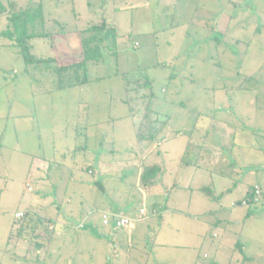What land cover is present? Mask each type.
Listing matches in <instances>:
<instances>
[{
	"label": "rangeland",
	"instance_id": "obj_1",
	"mask_svg": "<svg viewBox=\"0 0 264 264\" xmlns=\"http://www.w3.org/2000/svg\"><path fill=\"white\" fill-rule=\"evenodd\" d=\"M1 1L7 6L8 0ZM14 1L19 8L42 5L43 21L35 31L54 38L31 41L37 58L55 56L63 63L79 47L78 35L104 19L119 36L116 55L89 62V82L58 89L56 64H27L1 35L8 12L0 14V264L144 262L142 251L153 240L157 218L148 216L133 230L130 249L103 224L113 203L135 216L142 207L151 213L153 202L168 208L164 228L176 234L177 210L216 203L200 186H238L221 197L222 204L243 200L249 185L264 177V0ZM206 24L224 33L216 35L220 45L203 44ZM191 75L198 82L194 87ZM148 107L160 131L155 140L141 141L137 132ZM228 116L234 125L218 154L221 162L208 164V170L185 166L183 159L195 158L196 144L214 142L212 131L205 139L194 134L197 120L212 128ZM151 165L163 172L145 188L139 173ZM233 166L239 168L233 180L214 173L225 167L229 174ZM237 210L258 213L246 222L245 235L264 228V203L240 204ZM19 211L56 220L52 239L44 226L52 231L54 223L47 222L36 230L29 222L18 235L24 222L15 217ZM226 228L211 224L207 247L227 237L229 242ZM123 231L129 233L117 230ZM252 243L263 249L264 237Z\"/></svg>",
	"mask_w": 264,
	"mask_h": 264
},
{
	"label": "crops",
	"instance_id": "obj_2",
	"mask_svg": "<svg viewBox=\"0 0 264 264\" xmlns=\"http://www.w3.org/2000/svg\"><path fill=\"white\" fill-rule=\"evenodd\" d=\"M181 17V16H180ZM182 18V17H181ZM190 23V22H189ZM198 26V25H197ZM200 27H204L203 25H199ZM206 30H208V35L206 36V39L203 42V44H211L217 42H221L220 38L216 35H222L223 32L218 30H214V28H211L206 24ZM209 34H212L210 37ZM240 37V36H239ZM234 38L237 39L239 42L242 38ZM197 45H200L198 42H195ZM201 43V42H200ZM223 43V41H222ZM245 43V42H244ZM220 45V44H218ZM198 59V58H197ZM200 60L206 61L205 58H201ZM191 85L194 87L195 84L198 82L195 80L193 75L190 76ZM200 84V83H199ZM202 85V84H201ZM202 88H207L202 87ZM193 90V89H192ZM198 90V89H197ZM183 103V102H182ZM231 107L228 106V112ZM231 115V114H229ZM231 117L228 116L227 120H222L221 126H218V123L213 125L212 128L210 126H204L200 123L199 120H197L196 126L194 128V134L200 135L199 138L205 139L209 133L214 135L213 141L211 143H207L206 140L203 144L200 146V144H196L195 148V158L193 160H185L184 164L187 167L196 166L203 169H207L206 166L208 164H217L221 161L219 160V155L221 150L225 148L226 145H228V141H230V138L228 140V134L230 132L227 131V129L230 131V127L234 125ZM167 119V118H166ZM168 119L164 121L166 124ZM204 122V121H203ZM211 123H215L211 121ZM206 123V124H211ZM201 125V126H200ZM198 126V127H197ZM228 126V127H226ZM226 133V134H225ZM216 136V137H215ZM220 139V140H218ZM235 139V138H234ZM206 142V143H205ZM227 143V144H226ZM217 147H221L220 149ZM190 148V143L187 145L188 151ZM191 149V148H190ZM222 150V151H223ZM187 150L184 153L187 154ZM214 156H213V155ZM218 155V156H217ZM207 156H210V158ZM237 166H233L229 174H227V171L225 170V167H220L219 170L214 171V173L219 178L222 179H229L233 180L234 178L238 177V170L239 168H236ZM242 167H240L241 170ZM250 173L256 174V171L253 166L249 167ZM163 172V168H162ZM161 172V173H162ZM140 174L139 173V185H140ZM237 174V175H236ZM160 176V174H159ZM158 176V177H159ZM157 177V178H158ZM156 178V179H157ZM155 179V180H156ZM156 181H154L155 183ZM235 183V182H234ZM255 185H259L262 189V195L260 198V202L258 203H264V177L260 176V180H257L255 184L249 185L246 195L249 193L251 188ZM202 187H208V186H200L199 189L203 191ZM141 188V187H140ZM175 188V185H174ZM173 188V189H174ZM238 186H229V184H223L217 191L215 186L213 187V195L209 196L213 202L216 203H209L206 204L201 203L202 208L197 207L195 210H185L179 209L177 210L176 214L180 217H177L181 219V221H176L178 226L175 223V229L176 234L172 233L171 229H165L164 224L167 221V214L169 212V209L161 208L157 205V203H152L151 213L148 212L146 209V216L140 220H137L132 226L130 227H124V228H113V239H116L117 241H122L124 243H127L130 249L134 248V232L133 230H138V227L142 225L145 221H148V216H152L153 218H157L158 220V227L154 230L153 240L150 242L144 251V254H146V260H143L144 262H141L140 259L133 258V260L137 261V264H149L150 261L155 264H264V247L262 249L261 246H256L252 242H260V238L262 239V236L264 237V228H256L254 231L250 234L245 235V224L247 221L255 220L257 218L258 213L251 212L250 215H248V212L240 211L238 209L239 204V198L238 200L236 198H233L229 202L220 203L222 196H227L229 193H232L236 189H238ZM239 190V189H238ZM141 192L143 194L144 201L147 200V193L141 189ZM244 196V198L246 197ZM227 198V197H226ZM113 212L119 213L121 215L129 216L131 218L138 219L140 216V211L137 216L130 214L129 209L123 208V206H116V203H113ZM143 208V207H142ZM92 218V217H91ZM214 221V222H213ZM264 222V221H263ZM214 223H220L226 225V236L230 237V243L228 241V237L222 239L219 245H212L207 247L206 240L208 235V229L211 224ZM263 225V223H262ZM235 226H238L235 227ZM128 229L126 233L123 231L122 233L117 232V230L120 229ZM257 232V233H256ZM259 232V234H258ZM148 236V234H145ZM213 237H217L214 234H212ZM147 240V239H145ZM142 246V245H141ZM130 253V251H129Z\"/></svg>",
	"mask_w": 264,
	"mask_h": 264
},
{
	"label": "trees",
	"instance_id": "obj_3",
	"mask_svg": "<svg viewBox=\"0 0 264 264\" xmlns=\"http://www.w3.org/2000/svg\"><path fill=\"white\" fill-rule=\"evenodd\" d=\"M4 12H8V27L1 33V35L12 40L13 46L18 49L19 53L22 55L27 64H56L54 72L58 77V89L73 88L89 82V62H99L105 59L107 55H116L118 53V29L114 23L104 19L100 23L92 25L87 30L81 32L78 35L79 47L73 53H71L73 57L71 56L65 58L63 63H60V61H58L59 59L55 56L48 58H37L32 53L33 45L31 41L37 37L51 39L54 38L53 34L51 33H36L35 31L37 25L43 21L42 5L40 4L34 8H19L17 2L14 0H8L7 6L0 0V14ZM51 45L54 47V42H52ZM146 85H151L149 80H146ZM151 114L152 110L148 107L141 122V126L137 132L138 140L153 141L157 138L160 128L154 125V122L151 119ZM161 172L162 167L160 165L144 167L140 174L141 184H143L145 188L152 186L155 179L159 176V174H161ZM255 186L251 188L243 200L239 201V204L252 205L260 202H254L253 200ZM201 189L207 195H213L212 189L210 187H202ZM250 214L251 211L249 210L248 215ZM22 219L24 222H22V225L18 226L17 228L18 235L22 234L23 229L29 222L32 223V230H36V226L39 224L43 226L44 222H47L54 223L52 231L48 230L47 225L44 226L45 233L49 234V238L52 239V233L58 226L56 220L47 219L44 221L41 219V217L30 211H26ZM29 225L31 226V224ZM109 226L116 228L113 221H111ZM37 246L39 248L42 247L40 244H37Z\"/></svg>",
	"mask_w": 264,
	"mask_h": 264
},
{
	"label": "built area",
	"instance_id": "obj_4",
	"mask_svg": "<svg viewBox=\"0 0 264 264\" xmlns=\"http://www.w3.org/2000/svg\"><path fill=\"white\" fill-rule=\"evenodd\" d=\"M28 190L31 191L33 188L30 184H27ZM262 195V189L260 186L256 185L255 190H254V197L253 200L254 202H257L260 200ZM246 203V202H244ZM24 211H19L15 213L16 219H21L24 216ZM140 217L138 219L131 218L129 216L121 215L118 213H108L104 212L103 214V224L104 226H109L111 221L114 222L116 228H124V227H130L132 226L137 220H140L146 216V209L142 208L140 209Z\"/></svg>",
	"mask_w": 264,
	"mask_h": 264
}]
</instances>
